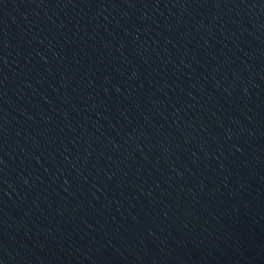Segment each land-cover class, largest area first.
<instances>
[{"label": "water", "instance_id": "obj_1", "mask_svg": "<svg viewBox=\"0 0 264 264\" xmlns=\"http://www.w3.org/2000/svg\"><path fill=\"white\" fill-rule=\"evenodd\" d=\"M0 264H264V0H0Z\"/></svg>", "mask_w": 264, "mask_h": 264}]
</instances>
